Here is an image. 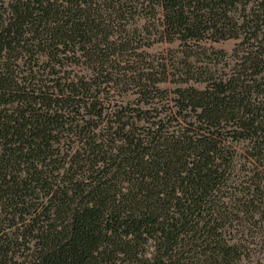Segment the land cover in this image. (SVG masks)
Listing matches in <instances>:
<instances>
[{
  "label": "trees",
  "instance_id": "obj_1",
  "mask_svg": "<svg viewBox=\"0 0 264 264\" xmlns=\"http://www.w3.org/2000/svg\"><path fill=\"white\" fill-rule=\"evenodd\" d=\"M257 235L264 0H0V264H253Z\"/></svg>",
  "mask_w": 264,
  "mask_h": 264
},
{
  "label": "rangeland",
  "instance_id": "obj_2",
  "mask_svg": "<svg viewBox=\"0 0 264 264\" xmlns=\"http://www.w3.org/2000/svg\"><path fill=\"white\" fill-rule=\"evenodd\" d=\"M126 22H127L126 28H128V30L132 29V30H135L134 32H138L136 41H138L139 40L138 38L140 37L144 39L155 40L154 35L150 36L148 32H146L145 30L141 31V26L143 25L144 22L138 16H135L132 20L129 19ZM140 42H141L140 44L135 43L137 46H139L136 52L138 55L142 57V60L140 59L138 61V66H140V68H145L146 64L151 62V60L162 57L164 53L167 54V51L169 50V48H171L170 45L164 44V43L162 44L153 43V46L147 47L143 45L144 41H140ZM234 44H235V41L229 40L224 43L215 44V47L218 49H224L225 51L230 52V50L234 47ZM134 61L136 62V60ZM160 87L167 88L170 90L172 88V85L166 83V84H161ZM127 88L128 87H124V86L120 88L117 87L114 93L110 96L111 99L116 100L117 102H127V101L133 100L134 95L132 94V91L128 90ZM263 238L264 236L259 237L258 235L255 238V242L257 244H254V246H252V248L254 247L255 253H253L254 255H252L251 257L253 264H264V240Z\"/></svg>",
  "mask_w": 264,
  "mask_h": 264
}]
</instances>
